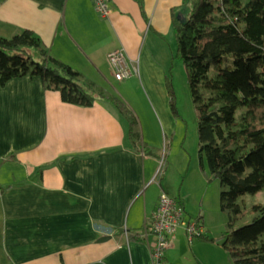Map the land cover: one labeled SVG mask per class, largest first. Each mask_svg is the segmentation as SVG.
<instances>
[{"label":"crops","instance_id":"0c3cea01","mask_svg":"<svg viewBox=\"0 0 264 264\" xmlns=\"http://www.w3.org/2000/svg\"><path fill=\"white\" fill-rule=\"evenodd\" d=\"M109 2L111 11L103 16L93 0H0V36L32 30L51 55L93 83L95 93L117 96L108 88L121 90L135 109L142 106L136 99L141 87L171 129V57L158 39L166 43L167 34H175L173 9L187 17L191 5ZM113 51L128 57L129 78L114 75ZM145 143L155 150L150 140ZM133 146L128 121L105 97L97 96L92 105L69 103L38 76L0 84V166L8 164L12 175L0 180V264H156L148 243L154 232H144L160 195L169 192L151 187L157 175L153 161L160 156ZM176 197L187 220L188 199ZM184 232L180 226L172 237L167 264L182 248Z\"/></svg>","mask_w":264,"mask_h":264},{"label":"trees","instance_id":"16d2710c","mask_svg":"<svg viewBox=\"0 0 264 264\" xmlns=\"http://www.w3.org/2000/svg\"><path fill=\"white\" fill-rule=\"evenodd\" d=\"M188 2L187 17L173 9L174 58H180L187 69L199 114L202 162L207 157L211 179L227 186L221 191V205L231 213V239L226 244L235 264H264V204L254 205L257 215L252 221L235 227L246 211L239 197L264 190V0ZM213 68L216 73L211 76ZM25 75L40 77L69 103L86 106L97 96L105 97L128 121L133 147L157 155L143 141L129 106L118 96L95 93L94 84L83 81L78 70L51 55L32 30L0 36V84ZM168 82L170 106L177 114L172 76ZM202 89H209L211 95L206 97ZM239 108L244 112L237 116ZM174 197L184 206L180 197Z\"/></svg>","mask_w":264,"mask_h":264},{"label":"rangeland","instance_id":"374dc122","mask_svg":"<svg viewBox=\"0 0 264 264\" xmlns=\"http://www.w3.org/2000/svg\"><path fill=\"white\" fill-rule=\"evenodd\" d=\"M150 39H154L151 35ZM162 46H167L172 65V81L175 91L177 114H173V125L171 129L163 123L164 113L151 104L146 97L145 91L140 87L136 99L142 103L135 109L129 97L121 90H112L120 97L134 113L139 129L143 134L144 141H149L158 156L153 161L156 164L157 175L152 189L160 193L161 190H168L173 196L184 195L187 197V220L200 221L204 225L208 238L195 237L193 242L189 241L187 233L184 232L185 240L182 248L172 256L173 264H235V260L227 248L228 240L231 239L230 218L231 213L223 209L221 205V191L227 187L219 179H211V171L207 157L202 162L200 154L199 136V114L195 106L191 88L188 82L187 69L180 58H174L177 50V42L174 32L167 34L166 43L162 39ZM148 42V40H147ZM167 55L159 57L165 58ZM115 75V71L113 70ZM216 69H211L210 75H214ZM82 80L84 78L82 77ZM111 87V86H110ZM135 87V83H134ZM97 92L98 90L95 89ZM135 91V90H134ZM206 97L211 95L209 89H202ZM146 102V103H145ZM138 104V103H137ZM244 108L237 110V116L242 115ZM160 113V115H159ZM150 125L151 136H146L144 131L145 123ZM145 128L146 124H145ZM145 141V142H146ZM153 157V156H149ZM14 171H20L13 168ZM3 174L12 176L9 165L0 166V180ZM239 203L245 207V214L238 217L235 227H240L254 219L257 215L255 204H264V190L257 192H246L239 197ZM182 231L183 229H179ZM208 240V241H205ZM231 243L229 242V245ZM171 260V258H170ZM168 259L164 258L160 264H167Z\"/></svg>","mask_w":264,"mask_h":264},{"label":"built area","instance_id":"2783aa9c","mask_svg":"<svg viewBox=\"0 0 264 264\" xmlns=\"http://www.w3.org/2000/svg\"><path fill=\"white\" fill-rule=\"evenodd\" d=\"M97 11L107 16L110 11V0H93ZM109 59L114 66L115 76L119 80H124L132 75V67L128 57L123 51H113L109 53ZM151 228L144 232L148 237L154 232L152 241H148L156 264H160L165 254V250L173 245L172 237L180 226H184L189 240L192 242L195 237L206 236L204 225L199 220L192 222L185 218V207L171 194L163 191L160 195L156 212L154 214Z\"/></svg>","mask_w":264,"mask_h":264}]
</instances>
